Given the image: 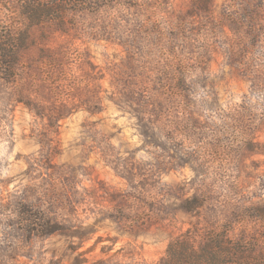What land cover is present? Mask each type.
Returning <instances> with one entry per match:
<instances>
[{
    "label": "rangeland",
    "instance_id": "1",
    "mask_svg": "<svg viewBox=\"0 0 264 264\" xmlns=\"http://www.w3.org/2000/svg\"><path fill=\"white\" fill-rule=\"evenodd\" d=\"M30 33L0 74V264H159L182 233L255 229L264 0H138ZM24 203L65 230L29 236Z\"/></svg>",
    "mask_w": 264,
    "mask_h": 264
},
{
    "label": "trees",
    "instance_id": "2",
    "mask_svg": "<svg viewBox=\"0 0 264 264\" xmlns=\"http://www.w3.org/2000/svg\"><path fill=\"white\" fill-rule=\"evenodd\" d=\"M9 1V0H8ZM18 10L16 17L0 16V74L14 78L22 52L31 43L30 29L40 24L55 23L63 27L76 13L99 11L120 3L134 4L138 0H11ZM6 7V6H5ZM25 231L29 236H47L65 230V225L33 210L24 203L21 207ZM243 214L256 221L255 229L243 228L235 233V223L225 222L210 229L198 239L195 233L185 232L174 237L159 264H264V204L244 207ZM244 216V215H242ZM84 253L72 264H105L103 259L90 261Z\"/></svg>",
    "mask_w": 264,
    "mask_h": 264
}]
</instances>
